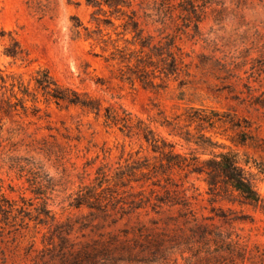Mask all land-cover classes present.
Listing matches in <instances>:
<instances>
[{
	"label": "rangeland",
	"instance_id": "1",
	"mask_svg": "<svg viewBox=\"0 0 264 264\" xmlns=\"http://www.w3.org/2000/svg\"><path fill=\"white\" fill-rule=\"evenodd\" d=\"M121 1L0 0V264H264V0Z\"/></svg>",
	"mask_w": 264,
	"mask_h": 264
},
{
	"label": "trees",
	"instance_id": "2",
	"mask_svg": "<svg viewBox=\"0 0 264 264\" xmlns=\"http://www.w3.org/2000/svg\"><path fill=\"white\" fill-rule=\"evenodd\" d=\"M117 3L122 4L121 0H117ZM117 4L116 6H120ZM170 59L169 64H165L167 68H164L167 74L172 75L176 72V63L171 54H168ZM57 101H68L72 104H81L82 106H88V104H84L83 102H79L77 98L71 99L63 94V92L59 90H54L51 95ZM124 121V120H123ZM178 135V134H177ZM201 142H197L199 146L203 149L206 147H211L212 143L209 139L201 136ZM146 141L148 138L145 136ZM189 142L188 140H185ZM152 142L156 143V140H152ZM219 162L215 161H206L203 162V165L200 168H195L193 172L198 174H204L208 179V184L210 186H216L217 177L222 176L223 180L229 183L233 188L242 192V194L249 200H257V194L252 184L251 174L247 173L243 168H241L235 156L229 155H219Z\"/></svg>",
	"mask_w": 264,
	"mask_h": 264
}]
</instances>
